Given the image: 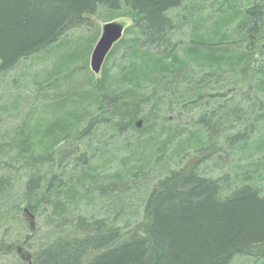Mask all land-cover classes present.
<instances>
[{
  "label": "trees",
  "instance_id": "trees-1",
  "mask_svg": "<svg viewBox=\"0 0 264 264\" xmlns=\"http://www.w3.org/2000/svg\"><path fill=\"white\" fill-rule=\"evenodd\" d=\"M0 264H264V0H0Z\"/></svg>",
  "mask_w": 264,
  "mask_h": 264
},
{
  "label": "water",
  "instance_id": "water-1",
  "mask_svg": "<svg viewBox=\"0 0 264 264\" xmlns=\"http://www.w3.org/2000/svg\"><path fill=\"white\" fill-rule=\"evenodd\" d=\"M124 28L117 20L102 24L100 36L95 42L89 57V68L94 74L100 72L104 59L113 44L123 36Z\"/></svg>",
  "mask_w": 264,
  "mask_h": 264
},
{
  "label": "rangeland",
  "instance_id": "rangeland-1",
  "mask_svg": "<svg viewBox=\"0 0 264 264\" xmlns=\"http://www.w3.org/2000/svg\"><path fill=\"white\" fill-rule=\"evenodd\" d=\"M117 21H119L121 24H123V25H125L126 23H127V20H122V19H119V20H117Z\"/></svg>",
  "mask_w": 264,
  "mask_h": 264
},
{
  "label": "flooded vegetation",
  "instance_id": "flooded-vegetation-1",
  "mask_svg": "<svg viewBox=\"0 0 264 264\" xmlns=\"http://www.w3.org/2000/svg\"><path fill=\"white\" fill-rule=\"evenodd\" d=\"M24 255L22 254V257H23Z\"/></svg>",
  "mask_w": 264,
  "mask_h": 264
}]
</instances>
